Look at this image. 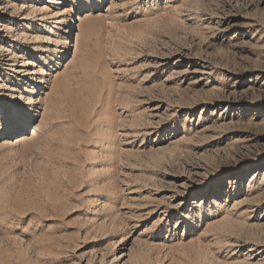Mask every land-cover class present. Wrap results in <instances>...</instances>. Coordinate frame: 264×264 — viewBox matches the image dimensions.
Returning a JSON list of instances; mask_svg holds the SVG:
<instances>
[{
  "label": "rangeland",
  "instance_id": "1",
  "mask_svg": "<svg viewBox=\"0 0 264 264\" xmlns=\"http://www.w3.org/2000/svg\"><path fill=\"white\" fill-rule=\"evenodd\" d=\"M0 264H264V0H0Z\"/></svg>",
  "mask_w": 264,
  "mask_h": 264
},
{
  "label": "bare ground",
  "instance_id": "2",
  "mask_svg": "<svg viewBox=\"0 0 264 264\" xmlns=\"http://www.w3.org/2000/svg\"><path fill=\"white\" fill-rule=\"evenodd\" d=\"M77 41H78V39H77ZM35 133V131L33 132V134Z\"/></svg>",
  "mask_w": 264,
  "mask_h": 264
}]
</instances>
